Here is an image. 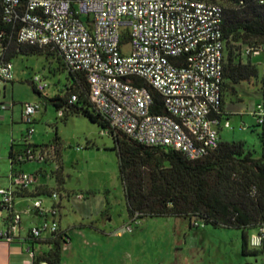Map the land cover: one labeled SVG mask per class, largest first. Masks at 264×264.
I'll return each instance as SVG.
<instances>
[{
  "label": "built area",
  "instance_id": "2783aa9c",
  "mask_svg": "<svg viewBox=\"0 0 264 264\" xmlns=\"http://www.w3.org/2000/svg\"><path fill=\"white\" fill-rule=\"evenodd\" d=\"M0 4L4 23L17 27L18 43L52 45L69 69L85 74L90 103L109 131L142 146L180 152L191 161L217 147L221 120L212 113H218L223 82L219 5L200 0H27L23 9L22 0H0ZM5 37L0 31V41ZM260 53L252 49L245 52L252 57ZM262 64L264 69V59ZM13 80L12 64L0 65V83ZM30 83L38 93L47 88L38 76ZM151 90L159 95L165 114L153 113ZM75 100L72 97L69 102ZM9 107L0 103V112ZM39 109V104L23 106L27 125ZM253 115L256 123L263 122L261 102ZM58 116H62L61 111ZM32 134L33 129L28 128L27 142ZM50 149L52 158L44 147L42 151H25L19 161L45 162L51 158L56 163L54 147ZM9 177V188H0V212L8 216L0 229V240L6 242L16 237L21 221V215L13 211L16 190L35 186L38 175L15 172ZM50 198L55 201L58 194L51 193ZM58 208L50 214L55 216ZM31 211L47 215L40 199L33 200ZM134 223L132 218L124 230L132 232ZM192 225L203 227L199 222ZM58 231L53 220L31 228L29 236L41 239L43 233ZM64 241H68L66 235ZM263 243L264 226L250 236L249 247L258 249ZM27 252L33 255L30 248Z\"/></svg>",
  "mask_w": 264,
  "mask_h": 264
},
{
  "label": "trees",
  "instance_id": "16d2710c",
  "mask_svg": "<svg viewBox=\"0 0 264 264\" xmlns=\"http://www.w3.org/2000/svg\"><path fill=\"white\" fill-rule=\"evenodd\" d=\"M27 0H22L21 9ZM208 1L214 4L215 0ZM221 33L223 42V82L218 120L227 117L223 110V98L227 90L235 94L234 86L259 79L257 65L246 55L247 49L264 52V0H221ZM14 29L3 21V6L0 4V31L6 37L0 41V65L12 64L18 56L44 55L53 71L66 73V83L60 93L52 98L44 97V104L52 105L61 118L69 114L81 115L91 123L108 131L114 141L118 159V171L122 184L129 220L145 218L186 219L193 227L199 222L203 227L229 229L241 233V252L245 257H262L264 243L258 249L249 247L250 233L264 226V116L258 134L260 156L243 150L239 142H225L219 138L217 147L202 158L191 161L180 152L165 147H146L118 133L109 131L107 122L100 117L89 100V84L85 74L69 69L59 51L52 45L43 47L18 43ZM127 39L124 38L123 42ZM261 105L264 113V78L259 81ZM30 85H32L29 82ZM141 85V82H140ZM38 96V93L33 88ZM155 106L153 113L165 114L159 95L151 90ZM75 97L74 102H69ZM55 160L59 156L60 144L55 138ZM9 152L12 165L21 163L19 157L27 150L35 152L44 146H35L23 140L22 150ZM54 160V161H55ZM57 163V161H55ZM40 176L41 173H36ZM57 173L55 176L57 177ZM62 182V181H61ZM59 182V184L61 183ZM58 184V185H59ZM58 192V191H57ZM17 198L33 197L28 190L17 189ZM65 231H58L46 239L28 236L34 245L48 246L46 252L33 253V264H60ZM67 237V235H66Z\"/></svg>",
  "mask_w": 264,
  "mask_h": 264
},
{
  "label": "rangeland",
  "instance_id": "374dc122",
  "mask_svg": "<svg viewBox=\"0 0 264 264\" xmlns=\"http://www.w3.org/2000/svg\"><path fill=\"white\" fill-rule=\"evenodd\" d=\"M214 4L222 6L221 0H215ZM124 51L126 53L129 51L128 45L124 47ZM263 59L264 52L251 59L258 68L259 79L257 83L256 80H252L249 84L243 83L234 86L235 94L231 89L227 90L224 103L225 110L229 112V115L227 118L223 117V121L227 119V128L222 127L223 121L221 120V140L242 143L245 153L250 152L254 158L260 156L258 134L261 128L255 127L256 118L253 112L261 102V94L258 89L260 86L259 81L264 78ZM54 68L55 66L50 65L44 55H20L12 61L13 76L16 80L14 100L20 104L37 103L40 109L33 115L34 124L27 125L25 121L23 122L18 117L12 125V130L11 127L0 130L1 177L7 178L8 175L10 176L11 169L15 172L21 169L27 172L28 168L34 165L39 166L46 174H51L54 163L50 158L45 162H21L20 167L17 164L10 166L8 152L11 144L14 145L13 150L15 153L22 150L21 146L23 139L27 137L28 128L33 129L29 143L47 147L49 151L51 150L50 147H56L55 138L58 137L62 182L60 183L61 190L58 192L59 194L57 193L58 198L55 201L57 204L61 203L64 206L58 208L54 220L60 224L61 229L70 232L74 236L80 229L74 225L88 224L87 221L83 220V216L87 215L89 210L86 208L85 212L84 210L78 212L77 204L92 202V205H90L92 211L94 207H96L95 209L102 207V216L98 215L96 218L100 229L114 233H127L124 228L130 220L127 215L119 177L118 159L115 150H113L114 141L98 125L91 123L87 118L81 115L69 114L66 119H63L58 116L57 109L52 105L44 104V97L52 98L58 95L66 83L67 75L65 71L56 72L53 71ZM34 76H38L47 84V88L41 94V97L34 92L33 86L29 84V79ZM50 155L52 156V151H50ZM39 177L41 181L46 182L45 177L43 179L41 178L42 175ZM49 185L51 187L56 186L55 178H49ZM60 196L61 200H59ZM77 196H82V198L78 199ZM66 197H69V199L66 200ZM39 199L46 201L48 198L41 196ZM47 219L49 223L52 221L50 217ZM178 220L180 219L145 218L131 224L132 232L155 235L154 239L161 241V243L167 235L176 241L180 230L174 226V222H178ZM24 222L28 223L27 221ZM30 222H33V220ZM101 222L106 224L101 225ZM190 231L193 233L205 231L213 235L207 237L202 243L204 246L201 245L198 248L199 258H205L206 264L209 262L211 264L220 263L224 256V249L229 250L228 264H263L260 256L245 257L241 255V233L239 231L214 230L210 227L192 228ZM67 239H70L68 235ZM159 242L151 241L149 244L150 256L148 259L151 261L149 264H159L161 260L165 261L163 258H166L168 253L170 254L167 259L168 262L176 260V264H183L184 256L180 257L179 252L173 251L172 248L168 250L165 243L161 244ZM77 244V241H74V249H76ZM208 246L211 248H208ZM217 246H220V248L218 249Z\"/></svg>",
  "mask_w": 264,
  "mask_h": 264
},
{
  "label": "crops",
  "instance_id": "0c3cea01",
  "mask_svg": "<svg viewBox=\"0 0 264 264\" xmlns=\"http://www.w3.org/2000/svg\"><path fill=\"white\" fill-rule=\"evenodd\" d=\"M257 64L259 65V63ZM30 80L31 79H29V82ZM15 83H16L15 76H14V80L10 83H0V103L10 106L7 110L0 112V130L8 129L10 127L12 130V125L15 123L18 117L20 118V120L22 119V121L24 122L23 106L25 104L17 103L14 100V93L16 89ZM222 107L225 113L229 114V112H226L225 110L224 98H223ZM226 121H223V124ZM34 122L35 119L32 116V123L34 124ZM221 126L219 128V137H221L220 131L223 127ZM11 145H10V149H11ZM9 152H8V159H9ZM51 158L50 160L52 161ZM55 161H57V163H54L52 172L49 175L46 174L43 171V169H41L37 165L28 168L27 172L23 171L22 169L20 171H16V172H25L29 174L41 173L42 175L41 178L43 179V177H45L44 179L46 182L41 181L39 179L40 177L38 176L35 186H33L28 190V192L32 194L33 196L32 198L16 197L14 199L13 211L21 215L20 226L16 237L11 242L0 240V264H33V255H30L27 252V249L28 248L31 249L32 247V243L28 238L29 230L33 227L41 226L45 222L49 223L47 219L48 217H50L53 221L54 216L50 214V211L54 207L63 208L64 206L63 204L62 205L61 203L57 204L56 201H53L50 198L51 193L54 192L58 193L61 190L59 184V182L62 181V171H61L62 164H61L60 154ZM21 164L22 163H17L19 167ZM10 166H13L12 163H10ZM9 173H15V171L11 169ZM56 173L58 174L57 177L55 176ZM1 174L2 173H0V188H9L10 186L9 175L7 176V178H5V177H1L2 176ZM50 177L55 178V182H56L55 187H51L49 185ZM41 196L42 197L46 196L49 199V200L47 199L46 201H42V206L47 212L46 216H37L35 215L34 212L31 211V204L33 200L39 199ZM68 199L69 197L66 200ZM59 200H61V196L59 197ZM89 203L90 202L77 204L78 212H81V210H84L85 212L87 208L89 210V213L88 214L83 213V214H87L83 216V220L87 221L88 223L87 225L85 224L84 225L79 224L77 226L74 225L75 227L80 228L76 233V235L74 234V236H72L70 232L61 229L60 224L58 223L59 230L61 232L66 231V234L70 237L67 243L62 247L60 264H149V262L151 263V261L148 259L150 256V251H148L150 250L149 244L151 241L159 242V240L156 241V239H154L155 235L152 236L151 234H144L138 232L114 233L100 229L96 218L98 217V215L102 216L103 214L102 207L98 209H95L96 207H94L93 209L94 212H93L90 209V205H92V202L90 204ZM57 211L56 214L58 213ZM7 218L8 216L6 212H0V229L3 228L4 222L7 220ZM156 219H166V218H156ZM23 220L27 221L28 223H25ZM31 220H33V222H30ZM100 224L104 225L106 223L101 222ZM174 226H176V228L180 230V233L178 234V238L176 239V241L174 240V238H171V236L167 235L165 239L162 240V243L166 244L168 250L169 248H172L173 251L175 250L176 252H179L180 257L184 256L183 264H206L205 258L203 257L199 258L198 248H200L201 245L204 246L202 244L203 241L206 240L207 237H212L213 235L205 231L194 232V233L191 232L190 229L192 228L190 227L189 221L186 219H182V220L180 219L178 220V222H174ZM253 233H250V235H252ZM49 236L50 233L47 232L43 233L42 239H46ZM74 241H77L78 243L76 249H74ZM159 243H161V241ZM217 247L218 249L220 248V246ZM240 247H241V243H240ZM33 248L34 249L33 250L31 249V251H33L35 255H39L42 251L46 252L49 247L44 244H40V245H34ZM208 248L211 247L208 246ZM184 253L186 254L183 255ZM223 253L224 256L222 261L216 264L227 263V256L229 250L224 249ZM168 257H170L169 253L168 256H166V258H163L165 259V261L161 260L159 264H176V260L168 262L167 260ZM208 264H211V262H209Z\"/></svg>",
  "mask_w": 264,
  "mask_h": 264
}]
</instances>
